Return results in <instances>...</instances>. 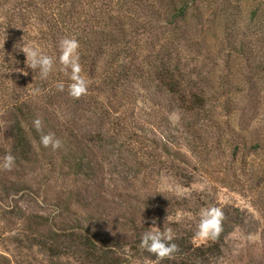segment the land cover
<instances>
[{
	"label": "rangeland",
	"instance_id": "rangeland-1",
	"mask_svg": "<svg viewBox=\"0 0 264 264\" xmlns=\"http://www.w3.org/2000/svg\"><path fill=\"white\" fill-rule=\"evenodd\" d=\"M64 2L73 11L69 30L51 39L46 24L25 11L19 34L6 46L0 10V264H95L72 248L48 256L28 239L50 234L28 217L48 215L51 231L60 233L69 227L63 225L69 213L99 222V247L116 248L117 264H168L142 251L132 236L170 228L191 246L209 245L215 240L196 232L201 209L211 206L224 214L219 251L202 261L181 259L264 264V0H188L173 21L167 1L153 0L155 15L149 9L136 13L135 22L124 20L111 41L98 32L112 27L104 13L121 14V0ZM43 8L57 9L40 0ZM71 23L83 35L76 38ZM66 37L79 41L81 76L88 81L79 99L68 94L70 70L58 60ZM23 42L53 57L46 79L26 68L16 47ZM160 72L175 78L174 91ZM116 76L118 84L106 83ZM192 95L201 97V106ZM17 104L26 106L25 119L14 111ZM16 119L31 153L9 171L2 165ZM49 133L61 147L40 143ZM77 147L92 174L73 167ZM60 198L70 202L69 211H58Z\"/></svg>",
	"mask_w": 264,
	"mask_h": 264
},
{
	"label": "trees",
	"instance_id": "trees-1",
	"mask_svg": "<svg viewBox=\"0 0 264 264\" xmlns=\"http://www.w3.org/2000/svg\"><path fill=\"white\" fill-rule=\"evenodd\" d=\"M43 2V0H41ZM50 2L55 4L57 9L55 12L49 11V9L43 8L45 12H42L38 9L40 0H0V10L4 11V19L2 25L3 34L5 35L6 40L4 41L5 45H8L16 35L19 34L20 28L22 25L23 13L28 12L31 17L34 19H38L41 22H44L46 26L49 28V36L52 39L54 33H59L60 30L66 31L69 30V23L71 21V17L73 14L72 7H66V2L64 0H49ZM158 1V0H156ZM168 5L171 7V12L166 14L169 17V21L177 20L183 15L184 6L186 5L188 0H166ZM71 5L73 2H69ZM4 7V8H2ZM122 10L121 14L111 15L110 13H104L105 18L108 19L109 23H112L109 30H102L99 33V38L105 41H111L114 37V31L117 30V33H121L122 29L117 28L118 24L123 22L124 20H130L135 22L136 13H143L144 10L148 11L151 9L150 15L153 16L156 13L155 5L153 0H121V6L118 7ZM70 28H72V23ZM72 29H77V26ZM84 29L78 28L77 32H75L76 38L83 35ZM91 33H97L91 31ZM44 34L48 35L45 31ZM98 35V34H97ZM2 48V47H1ZM115 51V50H114ZM123 77V76H122ZM159 79L162 83H164L170 90L174 91L177 87L175 78L172 74H164L160 72ZM110 80V79H109ZM121 80V76H116L111 81L106 82L107 84H118ZM192 102L202 105V99L199 96L192 95ZM26 107L22 104H17L14 108L19 114V118L23 117L25 119L26 114L23 111V108ZM12 142L9 146V153L15 157V160H28L30 157V142L27 139V136L24 132V128L21 125L20 119H16L14 124L12 125ZM75 137V135H74ZM38 138V134H35V139ZM76 138V137H75ZM69 142V140H68ZM80 146V145H79ZM1 151V150H0ZM79 153L74 166L78 171H83L87 174H92V168L89 166V162L83 159V149L76 148L75 150H71V153ZM3 153V151L1 152ZM85 157V156H84ZM9 188H14L16 183L8 182ZM7 183H5V186ZM7 187V186H6ZM57 199L56 204L58 207V211L66 212L69 211L70 202L68 200ZM80 199V197H79ZM62 203V204H60ZM49 216H43L41 214L34 215L32 219L29 217L28 222L30 225L35 227L47 226L50 232L49 236L46 239L40 234H34L28 239L40 249L45 251L48 256L56 257L60 254H63L67 249L72 248L74 253L80 254L82 252L83 257H85L89 262L95 264H117L118 256L113 255L112 245L107 248L101 249L99 246L100 238L98 237L99 231L94 233L95 227L99 226V222H92L88 219H82L77 215L69 213L64 220L63 225H69V227H59L61 229L60 233L57 231L52 232V226H54L53 218H48ZM38 219V220H36ZM78 231L79 236H75L74 232L70 230ZM69 231V232H68ZM67 233V234H65ZM224 232L222 231L215 241H211L209 245L206 246H191L187 243L184 238H174L173 242L179 246V251L173 254V258L165 259L162 261L167 262L168 264H192L188 261H185L181 258L188 256L193 257L195 259L206 258L207 252L213 253L214 251H219L218 240L222 238ZM140 235L132 236V240L135 239L136 243H140ZM131 240V241H132ZM120 241V240H117ZM133 242V241H132ZM186 242V243H185ZM97 243V244H96ZM135 244V243H134ZM98 245V246H97ZM116 249V248H114ZM150 256L152 254L148 253ZM152 258L156 259L154 256Z\"/></svg>",
	"mask_w": 264,
	"mask_h": 264
},
{
	"label": "clouds",
	"instance_id": "clouds-1",
	"mask_svg": "<svg viewBox=\"0 0 264 264\" xmlns=\"http://www.w3.org/2000/svg\"><path fill=\"white\" fill-rule=\"evenodd\" d=\"M16 47L26 56V68H30L33 72L37 70L42 79H46L53 71L54 59L53 57L42 52L38 47L28 45L26 43L17 44ZM80 47L79 41L75 38H63L59 42L60 54L58 57L62 70L68 72L70 70L71 83L68 84V94L74 98L79 99L86 95L88 91V81L81 76V65L79 63L78 49ZM25 76L28 72L25 69H19ZM57 88L63 91L65 85L63 83L57 84ZM39 91V90H37ZM34 127L37 131L41 130L42 121L37 118L33 121ZM40 143L44 147H51L58 149L61 147V142L56 139L53 134H43L40 138ZM15 165V157L12 154H6L4 157V170H11ZM224 219L223 211L215 206L202 208L200 211L199 224L197 226L196 235L204 239L215 240L223 231L222 221ZM155 225V219H153ZM172 230L165 229L158 231L150 229L145 231L140 238V249L144 252L152 254L158 261L173 258V254L179 251V246L173 242ZM251 239V237H249Z\"/></svg>",
	"mask_w": 264,
	"mask_h": 264
}]
</instances>
